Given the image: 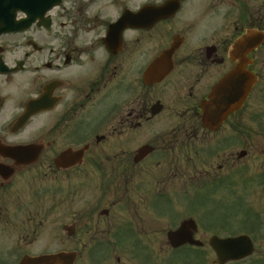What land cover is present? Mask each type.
<instances>
[{
    "label": "flooded vegetation",
    "instance_id": "flooded-vegetation-1",
    "mask_svg": "<svg viewBox=\"0 0 264 264\" xmlns=\"http://www.w3.org/2000/svg\"><path fill=\"white\" fill-rule=\"evenodd\" d=\"M257 186L264 0H0V264H264ZM188 219L202 244L173 248ZM240 235V259L209 246Z\"/></svg>",
    "mask_w": 264,
    "mask_h": 264
},
{
    "label": "rangeland",
    "instance_id": "rangeland-1",
    "mask_svg": "<svg viewBox=\"0 0 264 264\" xmlns=\"http://www.w3.org/2000/svg\"><path fill=\"white\" fill-rule=\"evenodd\" d=\"M254 167H255V165L252 164V168H254ZM45 178L47 180H42L40 183L46 182V184H50V183H53V181L57 180V178H55L51 174H48L47 176H45ZM97 193L99 194V192H97ZM249 200L252 204L256 205L257 207H261L264 204V186H262V188L259 187L256 189L255 192H252V194L249 197ZM49 204H50L49 201H47L46 203H40L39 204V214L34 213V211L32 210L33 208H31V214L36 215V219L39 220V222H40L41 220H43V217L48 216V215H52V213H50V214L47 213V211L50 210V208L48 206ZM68 214L69 213L67 212V214H65V215H62V213H58L56 215L67 216ZM48 221H50V220H48ZM46 223H47V221H45L43 223V226H46ZM166 226L168 227V225H166ZM27 231H29V230H27ZM37 233H38L36 236L37 237V243H39V236H40V238H41L40 243L43 245L42 247H46V248L50 247L51 248L52 246H54L55 242H59V240H60L58 238L55 239L54 234H52V235L47 234L45 229L42 231H39V229H38ZM161 238H162V240H159L160 243L165 244L166 238L165 237H161ZM53 239H55V242L53 241ZM35 248H36V250H39V244H36ZM5 262H7V261H5ZM8 262H10L9 259H8Z\"/></svg>",
    "mask_w": 264,
    "mask_h": 264
},
{
    "label": "water",
    "instance_id": "water-1",
    "mask_svg": "<svg viewBox=\"0 0 264 264\" xmlns=\"http://www.w3.org/2000/svg\"><path fill=\"white\" fill-rule=\"evenodd\" d=\"M212 96H210V102H209V105L211 106L212 105ZM210 115H211V112L209 113H206L205 114V120L208 122V123H210V121H211V117H210ZM62 256H55V257H41V258H37V259H27L26 260V264H35V263H40V262H43V261H47V260H56L57 258L59 259V258H61Z\"/></svg>",
    "mask_w": 264,
    "mask_h": 264
}]
</instances>
